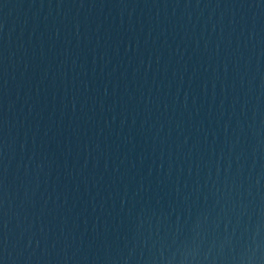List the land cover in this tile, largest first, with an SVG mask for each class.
Returning <instances> with one entry per match:
<instances>
[{
  "label": "water",
  "instance_id": "95a60500",
  "mask_svg": "<svg viewBox=\"0 0 264 264\" xmlns=\"http://www.w3.org/2000/svg\"><path fill=\"white\" fill-rule=\"evenodd\" d=\"M0 264H264V0H0Z\"/></svg>",
  "mask_w": 264,
  "mask_h": 264
}]
</instances>
